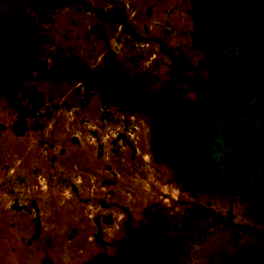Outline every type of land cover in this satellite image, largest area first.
<instances>
[{
	"label": "rangeland",
	"instance_id": "374dc122",
	"mask_svg": "<svg viewBox=\"0 0 264 264\" xmlns=\"http://www.w3.org/2000/svg\"><path fill=\"white\" fill-rule=\"evenodd\" d=\"M249 133L264 0H0V264H264Z\"/></svg>",
	"mask_w": 264,
	"mask_h": 264
},
{
	"label": "trees",
	"instance_id": "16d2710c",
	"mask_svg": "<svg viewBox=\"0 0 264 264\" xmlns=\"http://www.w3.org/2000/svg\"><path fill=\"white\" fill-rule=\"evenodd\" d=\"M240 70L241 73H244V69H241L239 67L234 69V68H227L226 71H227V74H228V78L231 76V73L235 72ZM244 75V74H243ZM250 76L251 78H249L250 81H252L254 79V77L252 76V73L250 72ZM252 84V83H251ZM221 102V104L223 105L224 104V99L223 100H219ZM246 146H245V156H246V159L248 164V167L249 169H254L256 172L254 174L256 175H259L258 177H261V173L258 172V170H263V165H264V149H260L253 137V135H251V133H249L246 137V142H245ZM257 154L260 158V164L259 165H256L254 164L251 160H250V157H252L253 154ZM255 168H253V167ZM250 169V170H251ZM252 171V170H251ZM147 227H142L140 228V225L139 227H133L132 229L133 232H132V236H126L125 239H127L126 241H124L122 244L123 245H130V246H133L137 252L141 251H153V249H162V245L159 244L156 240V242L154 241V237L152 236V234H154V230L150 229L149 231H146ZM151 237V239H149ZM146 240H150V242H147ZM152 240L154 242H152ZM132 242V244H131ZM155 251V250H154Z\"/></svg>",
	"mask_w": 264,
	"mask_h": 264
},
{
	"label": "water",
	"instance_id": "95a60500",
	"mask_svg": "<svg viewBox=\"0 0 264 264\" xmlns=\"http://www.w3.org/2000/svg\"><path fill=\"white\" fill-rule=\"evenodd\" d=\"M250 169H251V168H250ZM251 170H252V172H254V173L256 172L254 169H251ZM256 173H257V172H256Z\"/></svg>",
	"mask_w": 264,
	"mask_h": 264
}]
</instances>
